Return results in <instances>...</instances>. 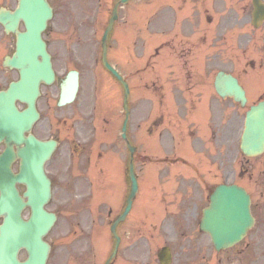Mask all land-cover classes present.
<instances>
[{
    "label": "rangeland",
    "instance_id": "rangeland-1",
    "mask_svg": "<svg viewBox=\"0 0 264 264\" xmlns=\"http://www.w3.org/2000/svg\"><path fill=\"white\" fill-rule=\"evenodd\" d=\"M64 0L56 1L57 5V16L55 17V20L53 23H56L57 29L53 30L51 33L47 32L46 37L47 40L50 42V48L52 50L53 54V61H54V67L56 69V72L59 77H62L64 72L67 71L70 68H76L81 72L82 78H81V84H80V91H79V97L75 103L72 104V106L64 107L63 109H56L55 100H56V94L57 90L54 88H51L52 93L49 97H43L40 100V107L41 111L43 113V117L47 118V126H51V130L53 133H56L59 131L60 127H62L64 130L70 127V121L72 120L74 122V125L78 126L85 125V118H82L80 115H78V111L84 109L85 106V100L87 99V95L89 92V86L91 85L90 80H94L95 77L98 78V86H97V96H98V106L95 107V110L93 109V106H87L86 112H88L86 119H90V116L93 115V122L95 121V125L100 126L95 128L96 133V141L100 143V148L103 150L105 148V140L110 141L112 139L119 140V132L121 120L123 118V111L121 107V99H122V87L119 85L115 80L110 79L104 72V68L101 66V64H93L91 65L92 61V53L94 56H99L100 50H99V39L102 34L103 30V21L102 23H99L98 25L93 23L92 21H89L88 13H90L93 3L95 0H75L73 2L74 6L72 11H69V7H67V3L63 4ZM108 1V0H106ZM162 1V0H161ZM161 1H157V6L160 5V3H164ZM165 2L167 0H164ZM67 2V0H66ZM106 3H104L105 5ZM229 5V0H227V6ZM223 6V5H222ZM226 6V7H227ZM105 9V8H104ZM225 11V7L223 8ZM124 10L122 11V15L124 14ZM126 12H128V9H126ZM149 14V13H147ZM145 19L146 16H145ZM158 23H154V27L156 28V25ZM121 24L118 22L116 24V32L112 34L110 38V49H109V56L112 61V63L119 69L125 70L126 73V80L129 82V85L132 89L131 98H130V107L131 111L133 109L134 103L138 108L133 111L132 116L130 119L134 118V116H138L139 112L142 111V133L146 134V127L144 123V118H148L151 116L152 119H156L160 114L162 113H170L171 108H168L169 102L164 101L167 97H169V93L173 92V89L175 86H163L161 94L162 95V101L161 107L158 103H156L157 97L155 96V87L153 86L152 80L156 79V75H159L161 77L165 76L164 70L169 64H166L164 66H161L159 63H157L161 70H157V72L148 71L145 70L143 72H137L135 71V68L138 66V63L135 64L133 61L128 58V64L126 66V62L123 61V58L119 55V47L121 44V40H118V33L120 32ZM159 28H163V25H161ZM207 44L204 43V45H210L211 41V32L213 30L212 25H207ZM233 39V34H230V31L225 32L222 35V42L221 47L222 50L227 53L230 57L235 54L234 49L232 48L231 41ZM132 38L129 40L128 46L134 50V47L137 46V50L141 48V45L137 43L136 45L133 44ZM155 42V40H153ZM178 39H173L168 42V45L171 44H177ZM153 42H151V38H148L146 41V48L145 53H149V49L152 47ZM142 50V48H141ZM168 49L167 47L164 48L163 53L166 52ZM134 52V51H133ZM138 52V51H137ZM133 58V55H132ZM173 61V60H171ZM141 65V63H139ZM244 65V64H243ZM242 63L239 65L238 63L233 64L231 62L227 63L224 62V64L221 66L223 69H225L228 72L233 73L236 75L241 82L243 83L244 87L247 89V91H252L250 93L251 99L249 100V103H252L258 96V94L262 93L264 90V69H258V68H248L246 69L243 67ZM92 69V70H91ZM164 69V70H163ZM217 70H210V76H208L206 82L204 84L198 85L194 89H197L200 91L202 95L206 97L207 104L209 102L210 108L209 111L215 115H218L217 118L212 119L208 117H199V120L195 118V111H191L190 113L181 109L183 116L190 117V119L193 120V122H196L197 127H202L201 129L204 130L205 133H210L213 128L221 127L222 129L219 130V133L222 132L223 137V153L222 158L223 160H227L226 163V169L222 170L221 175H227V172L231 169V160L233 158V155L238 152L239 160H241L238 163V166L242 163L243 165H246L245 169H248V172H244L243 175H240V183L247 187V189L250 191L253 202L255 203V216L258 217V220L260 221L259 224H255V229H251V231L246 235V237L243 239V241L239 242L233 249L224 251L221 254L224 255H235L233 259L235 260V264H264V239L259 242H255V236L259 235V231L264 232V209L262 206L264 205V198H262V194L264 192V154L257 157V158H250L249 162L247 163L245 158H243L242 154L240 153V150L238 148V139L242 130L243 126V116H244V109H241V107L236 105L232 99L225 98V99H219V97L215 94L213 85H212V79L213 75L215 74ZM160 83V82H158ZM93 84V83H92ZM144 86L148 89L147 92H145ZM138 87H141L142 91V100L134 99V95H137ZM177 87V86H176ZM255 90V91H254ZM145 97V98H144ZM89 103V100H88ZM160 103V102H159ZM248 103V104H249ZM47 105V107H46ZM159 105V107H158ZM199 105V102H198ZM197 105V106H198ZM197 109V108H196ZM94 110V113H93ZM72 116H71V114ZM205 112V110H204ZM77 113V114H76ZM91 113V114H90ZM93 113V114H92ZM166 121L169 119L167 115L165 114ZM196 119V120H195ZM183 118L181 117L178 120H175V123H183ZM199 122H198V121ZM50 121H52L50 123ZM191 123V122H190ZM198 123V124H197ZM184 124V123H183ZM188 124V123H187ZM102 127V128H101ZM170 132L169 134L175 135V138H178L179 136L182 137V141L185 140V136L178 135L177 130L178 128L172 123V120L170 119L169 124ZM135 129V123L132 124V131ZM166 132L168 133V130L166 129ZM129 133H131L129 131ZM200 134H202L200 132ZM143 135V137H146ZM149 136V135H148ZM146 138L149 141L151 140L150 137ZM206 136V135H205ZM109 138H111L109 140ZM133 138L136 137L133 136ZM144 141L143 144L146 145L147 141ZM237 140V141H236ZM131 141L133 139L131 138ZM186 143L190 142L189 138H187ZM183 143V142H182ZM199 145V143H198ZM150 144L147 145V150L149 149ZM146 147V146H145ZM143 150V148H142ZM146 150V151H147ZM190 151V150H189ZM224 151H226V155L224 154ZM191 152V151H190ZM192 153V152H191ZM210 151H205V158H200L201 168L204 173L207 174L206 170L208 171L207 175H203V180L208 182H214L218 181V170L215 169L214 165H208V159L206 156H210ZM190 157H193L191 155ZM140 164L137 162V167H139ZM143 165V171L146 172L147 167H144ZM232 167L233 163H232ZM223 168V166H222ZM178 173V172H177ZM184 175H188L189 172H184ZM182 175V174H181ZM183 176V175H182ZM187 177V176H184ZM189 182H187L188 184ZM169 184L168 187V198L172 199L170 203L168 204V212L172 213L176 216L177 225L181 227L183 230H180V234L182 235L183 232L185 233V230L191 234V236H196L197 233V220L198 218V211L200 208L204 205V200L206 196V191H204L203 183L200 181V183L193 187L191 186L190 189L194 193V199L192 201L184 200L182 195L179 192H173L171 189L173 188V181ZM55 185L59 187V190H55L53 193L52 201L50 205H47L48 209L51 210H57L59 212V219L52 229V231L47 235V240L51 242L52 244V250L51 255L49 257L47 264H60V255H59V248L61 245V242L66 243L69 239H71L73 236L70 235L71 231L75 228L74 223L76 226L81 225L85 226L86 223V211H83L85 206H82L81 210L83 213H80V215H77L75 218L74 211L76 209H79V204L75 205L74 199H70L68 196L63 195V192L60 191V186L58 181H55ZM149 185V184H148ZM182 200V210L177 213L178 211V203ZM102 203L99 204V208L101 207ZM192 206L191 208H196V215H186V219L182 214V211L187 207ZM150 206L146 207V210H150ZM190 208V209H191ZM72 213V218L70 216V212ZM162 217V220H156V225L151 228L149 227L148 223H143L142 221V227H141V233L143 235H150V246H144L143 249H148L153 251L154 248L159 249L161 246V243L163 240H171L173 236H176L174 234V230L171 228V220L165 218L164 214ZM150 219V217H149ZM148 219V220H149ZM190 219V220H189ZM151 221V220H149ZM89 223V221H88ZM87 223V224H88ZM151 224V223H150ZM96 226L99 227V221L96 222ZM260 229L259 231H256L257 229ZM178 231V228H177ZM179 233V231H178ZM196 233V234H195ZM199 237L202 239L201 242L203 243V247L205 251L207 252L208 258L207 264H215V256L214 249H212V245L209 241V238L207 239L206 235H199ZM254 237V238H253ZM147 237H143L145 240ZM255 242V244H254ZM248 243L252 244V249L248 250L246 252L247 247H251ZM254 244V246H253ZM79 248L77 245L73 247V252L77 256H80V251L76 250ZM76 250V251H75ZM136 252V250H134ZM21 257H24V254H21ZM71 260V259H70ZM129 260V259H128ZM138 261L134 262L133 264H157L155 256L149 255L148 257H142L141 259H138ZM232 260V262H234ZM102 257H99L98 264H102ZM143 262V263H142ZM227 262V261H226ZM117 262L116 264H118ZM73 264V263H72ZM233 264V263H232Z\"/></svg>",
    "mask_w": 264,
    "mask_h": 264
},
{
    "label": "water",
    "instance_id": "water-1",
    "mask_svg": "<svg viewBox=\"0 0 264 264\" xmlns=\"http://www.w3.org/2000/svg\"><path fill=\"white\" fill-rule=\"evenodd\" d=\"M21 7L25 13L27 31L18 35L17 51L12 58V64L20 72V80L13 85L15 96L26 100L29 104L28 110L22 113L21 117L15 112V118L21 119L18 125L23 127L27 117L31 120L35 117L34 101L38 94L39 82L48 83L53 80V72L49 54L45 50V43L40 35L50 16V8L46 0H21ZM106 34L107 31L105 38ZM103 61L122 81L118 73L106 64L105 57ZM70 77L67 91L63 92L66 100L73 97L77 87L76 73H72ZM122 82L127 94L126 83ZM216 89L223 96L231 95L242 103L245 101L243 90L236 79L229 74H218ZM15 131L17 132L18 129L16 128ZM241 148L247 155H256L263 151L264 102L251 107L246 112ZM40 161L41 157L37 163L39 164ZM27 166L22 163V176ZM24 181L28 185L25 195L28 197V204L32 211V217L28 222L19 218V207L16 201L13 206L9 205L14 181H9L7 184L1 183L0 190L2 193L6 192L1 202V207L5 206L3 213L6 215V221L1 227L0 234V264H45L47 258L48 246L43 242L42 236L48 231L54 218L46 214L42 207L48 199L47 187L43 180H31L30 184ZM14 195L17 196L15 191ZM252 222L243 190L234 186H220L212 195L210 206L203 211L201 228L210 234L215 247L221 248L238 241ZM21 247L26 248L29 255L24 262L17 260V252Z\"/></svg>",
    "mask_w": 264,
    "mask_h": 264
},
{
    "label": "flooded vegetation",
    "instance_id": "flooded-vegetation-1",
    "mask_svg": "<svg viewBox=\"0 0 264 264\" xmlns=\"http://www.w3.org/2000/svg\"><path fill=\"white\" fill-rule=\"evenodd\" d=\"M18 0H0V6L6 7L13 11L17 6ZM56 1L50 0L55 13ZM183 5H186L184 11L181 10ZM156 6V15L158 16V6ZM181 16H175V10L172 6L168 7L167 17L170 22L168 30L169 37L178 39L177 44L167 45V51L162 54L163 45H156L153 49V59L162 57V62L169 64L166 68L170 69L177 66L178 63L186 66L189 69L212 68L220 63V55L217 51L216 43L220 39V30L217 28L213 36V45L207 47L203 45L207 38L206 22H207V7L206 0H182L179 7ZM253 4L252 0H232L229 17L232 18L234 24V45L242 47V54L245 56V61L248 66L256 64L264 65V23L259 27H254L253 19ZM124 14L119 17L124 22L127 21L126 8ZM107 12V11H106ZM140 13V6L136 9ZM212 19H210V22ZM18 28L24 29L23 21L18 22ZM126 28L123 29V31ZM53 30L50 28V31ZM125 37V36H123ZM172 39V42H173ZM169 42V41H168ZM15 35L12 32L5 33L0 24V90L5 89L8 84L15 78V71L2 65L3 59L7 54L14 51ZM169 56L173 60L169 61ZM46 96V94H45ZM40 122V121H39ZM39 122L34 126V132L40 136L43 125ZM3 144L0 143V149Z\"/></svg>",
    "mask_w": 264,
    "mask_h": 264
}]
</instances>
